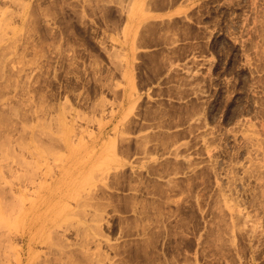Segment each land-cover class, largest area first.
I'll list each match as a JSON object with an SVG mask.
<instances>
[{
    "label": "rangeland",
    "instance_id": "374dc122",
    "mask_svg": "<svg viewBox=\"0 0 264 264\" xmlns=\"http://www.w3.org/2000/svg\"><path fill=\"white\" fill-rule=\"evenodd\" d=\"M0 194V264H264V0H0Z\"/></svg>",
    "mask_w": 264,
    "mask_h": 264
},
{
    "label": "bare ground",
    "instance_id": "6f19581e",
    "mask_svg": "<svg viewBox=\"0 0 264 264\" xmlns=\"http://www.w3.org/2000/svg\"><path fill=\"white\" fill-rule=\"evenodd\" d=\"M28 182H34V178L32 177V176H30L29 175V177H28ZM52 183H53V181H52ZM41 184V183H40ZM50 185V184H49ZM41 186V185H40ZM42 186H43V184H42ZM18 192V193H17ZM10 196L11 197H13V198H11L12 200L13 199H15V200H13V201H18L19 202V204H18V206H19V212L20 211H22V209H23V206H24V201H25V197H26V194H25V191H24V193H23V190L21 191V189H16L14 186H10ZM24 194H25V196H24ZM37 193H35V195H36ZM0 195H2V194H0ZM7 196V195H6ZM4 194L2 195V196H0V222L2 221V220H5L3 217H2V211H1V209H2V201H4V199H6L7 197H6ZM10 196H9V198H10ZM10 199V200H11ZM11 200V201H12ZM18 202H16V203H18ZM13 212V211H12ZM21 213V212H20ZM22 213H23V211H22ZM4 214V213H3ZM9 215V214H8ZM11 215V214H10ZM19 215V214H18ZM3 218V219H2ZM5 218H6V216H5ZM1 225H4V226H6L7 224L6 223H3V224H1ZM1 225H0V239H3V240H6V241H10L11 239H12V233H14V230H11L10 228H8V229H3L2 227H1ZM18 230H16V233H18L17 232ZM20 231V230H19ZM22 231V230H21ZM19 232V233H21V236H23V238L25 237L24 236V233H22V232ZM26 231V230H25ZM46 233H49V232H46ZM48 234H45V236H44V238H42V236H41V240L42 241H47L48 240V238H50V237H48L47 236ZM49 236H50V233H49ZM24 240V239H23ZM28 240H30V238L28 239ZM28 243H29V250H30V243H32V242H30V241H28ZM17 250H18V248H17ZM17 254V253H16ZM18 258H17V263L18 264H20L22 261H23V257H22V254H21V250H18ZM16 257V256H15ZM21 257H22V259H21Z\"/></svg>",
    "mask_w": 264,
    "mask_h": 264
}]
</instances>
